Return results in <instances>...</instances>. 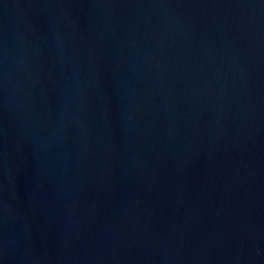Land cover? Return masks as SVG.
<instances>
[{
    "label": "water",
    "instance_id": "1",
    "mask_svg": "<svg viewBox=\"0 0 264 264\" xmlns=\"http://www.w3.org/2000/svg\"><path fill=\"white\" fill-rule=\"evenodd\" d=\"M0 264H264V0H0Z\"/></svg>",
    "mask_w": 264,
    "mask_h": 264
}]
</instances>
